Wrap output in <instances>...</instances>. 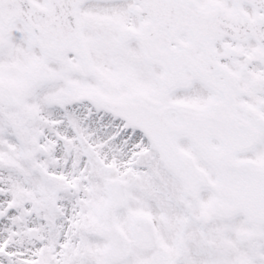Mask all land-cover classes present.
<instances>
[{"label":"snow or ice","instance_id":"6c2138e0","mask_svg":"<svg viewBox=\"0 0 264 264\" xmlns=\"http://www.w3.org/2000/svg\"><path fill=\"white\" fill-rule=\"evenodd\" d=\"M0 264H264V0H0Z\"/></svg>","mask_w":264,"mask_h":264}]
</instances>
